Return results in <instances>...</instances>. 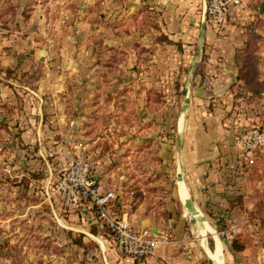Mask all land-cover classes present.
<instances>
[{
	"label": "rangeland",
	"instance_id": "1",
	"mask_svg": "<svg viewBox=\"0 0 264 264\" xmlns=\"http://www.w3.org/2000/svg\"><path fill=\"white\" fill-rule=\"evenodd\" d=\"M206 3L0 0L2 25L33 32L15 68H0V264H103L91 209L70 219L78 211L60 187L81 143L117 193L116 211L170 217L177 130L190 122L231 137L243 173L226 181L250 187L246 213L257 227L219 235L264 249V142L252 164L242 159V138L264 136V0H241L216 20ZM237 196L229 205L244 209Z\"/></svg>",
	"mask_w": 264,
	"mask_h": 264
},
{
	"label": "crops",
	"instance_id": "2",
	"mask_svg": "<svg viewBox=\"0 0 264 264\" xmlns=\"http://www.w3.org/2000/svg\"><path fill=\"white\" fill-rule=\"evenodd\" d=\"M21 28H9L0 22V68L10 70L18 64L22 51L31 34H33L30 28L25 29L23 22H21ZM30 74L32 75V71L28 72L27 75ZM218 78L217 82L223 86L220 77ZM23 87L27 88L26 86ZM191 90H194V86ZM225 103L229 104V101H222V104ZM40 107L42 108L41 104ZM181 118L179 124L183 121ZM191 124V122L186 124L185 130H183V124H181L182 130H179L180 125L178 126L179 129L177 128V134L180 137L179 144L177 142L178 152L172 156L176 180L172 194L174 208L170 209L172 211L171 216L167 219H156L154 214L144 213L141 208L138 209L140 212H135L132 217L127 211H121L127 214L128 219L134 225L149 228L158 237L167 235V240L159 243L155 252L141 263L135 262L129 257L118 255L115 248L108 251L107 244L111 245L113 239L108 230L101 226L96 215L91 213V224L97 223V227L103 232L106 231L110 236L108 242L99 233V229L97 233L91 232V239L93 238L101 249L102 247L104 249H102L104 253L103 264L261 263V258L264 257L263 248L258 247L254 250L247 246L235 254L230 247L231 241L226 240L225 242L217 231V218L224 221L226 230L234 227L238 232L240 226L243 225H246L249 230L251 227H257L255 223L252 224L248 220L246 213V209L249 211L252 207V204L247 200L248 195L245 194L250 190V187L242 186L243 181H240L241 184H238L239 182L235 184V181L232 180L230 182L233 184L226 181L228 180L226 177L232 174L235 180L241 179L238 175L243 173L238 172L237 164L231 161L234 159V156L233 159L231 158L232 147L229 145L231 144V137L225 135L223 138H218L219 132H216L215 129L206 132L203 124L195 126V128ZM217 124H221L220 121L213 126L218 127ZM224 157H228V160H224L223 163ZM227 171H230L231 174ZM239 194H243L242 207L244 209L241 208L238 201L234 202L235 205H229V202ZM79 216L72 213L70 219H75V217L78 219ZM79 218L84 220L85 217ZM231 222L233 224H230Z\"/></svg>",
	"mask_w": 264,
	"mask_h": 264
},
{
	"label": "built area",
	"instance_id": "3",
	"mask_svg": "<svg viewBox=\"0 0 264 264\" xmlns=\"http://www.w3.org/2000/svg\"><path fill=\"white\" fill-rule=\"evenodd\" d=\"M240 1L207 0L205 14L214 20L225 18L230 9L238 6ZM262 142L264 136L257 129L249 131L242 138V159L245 163L254 162L253 148ZM75 149L76 158L70 162V170L63 168L64 172L61 173L60 187L64 190L66 205L77 209L80 216H84V211L90 208L101 226L108 230L121 255L141 263L155 252L159 243L167 240V235L158 237L149 228L134 225L125 212L116 211L114 202L117 193L104 188L97 179V165L91 163L90 166L84 161V154L88 150L86 144L81 143Z\"/></svg>",
	"mask_w": 264,
	"mask_h": 264
},
{
	"label": "trees",
	"instance_id": "4",
	"mask_svg": "<svg viewBox=\"0 0 264 264\" xmlns=\"http://www.w3.org/2000/svg\"><path fill=\"white\" fill-rule=\"evenodd\" d=\"M231 202H232V200L230 201V203ZM231 205H233V204H231ZM216 225H217V231L225 230V224L221 218L216 219ZM230 247H231V250L233 251V253L236 254V253L241 252L246 247V244H245V242H243V240L238 235H235L231 239Z\"/></svg>",
	"mask_w": 264,
	"mask_h": 264
}]
</instances>
